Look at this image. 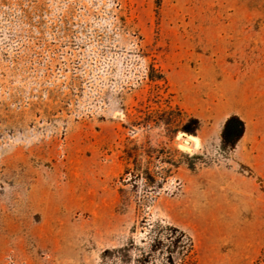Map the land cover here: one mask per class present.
I'll use <instances>...</instances> for the list:
<instances>
[{
	"label": "rangeland",
	"instance_id": "1",
	"mask_svg": "<svg viewBox=\"0 0 264 264\" xmlns=\"http://www.w3.org/2000/svg\"><path fill=\"white\" fill-rule=\"evenodd\" d=\"M249 6L264 22V0H0V264H176L185 236L197 264L253 263L250 128L175 86L208 93L210 39Z\"/></svg>",
	"mask_w": 264,
	"mask_h": 264
},
{
	"label": "crops",
	"instance_id": "2",
	"mask_svg": "<svg viewBox=\"0 0 264 264\" xmlns=\"http://www.w3.org/2000/svg\"><path fill=\"white\" fill-rule=\"evenodd\" d=\"M239 9L243 14L235 11L233 22L217 28L210 39L217 44L211 45L207 59L198 67L201 81L209 86L208 93L203 95L191 85L188 70L185 80H172L171 84L175 82L183 94V109L187 112L193 108L185 99L193 91L197 101L217 103L223 115L243 119L251 131L247 140L259 168L264 165V22H258L256 7ZM205 74L209 75L207 79Z\"/></svg>",
	"mask_w": 264,
	"mask_h": 264
},
{
	"label": "trees",
	"instance_id": "3",
	"mask_svg": "<svg viewBox=\"0 0 264 264\" xmlns=\"http://www.w3.org/2000/svg\"><path fill=\"white\" fill-rule=\"evenodd\" d=\"M141 179V192L143 194H150V192L155 193L157 192V187H159V184H157V175L153 170L144 169L141 170V174L138 176ZM158 186H156V185ZM143 228L146 229L148 233H153L157 235V239H159V235H161L164 232H169L171 235H177L178 229L175 227H172L170 225H161L159 223H151L142 225ZM180 235V234H178ZM181 237V235L179 236ZM186 237L187 245H184L179 240L176 241L173 245V249L178 256V262L176 264H197L196 259V252H195V246L193 243V240L191 237ZM154 247H157L159 249H163L162 243L158 240H155L153 242ZM252 264H264V247L260 251V254L257 256V258L253 261Z\"/></svg>",
	"mask_w": 264,
	"mask_h": 264
}]
</instances>
